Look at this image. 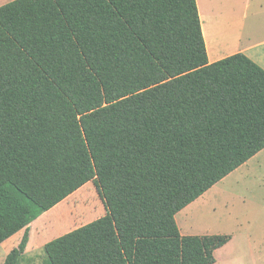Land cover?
<instances>
[{"label": "trees", "instance_id": "16d2710c", "mask_svg": "<svg viewBox=\"0 0 264 264\" xmlns=\"http://www.w3.org/2000/svg\"><path fill=\"white\" fill-rule=\"evenodd\" d=\"M264 149V69L209 63L196 0L0 6V244L89 182L105 214L45 264H215L231 234L176 215Z\"/></svg>", "mask_w": 264, "mask_h": 264}, {"label": "rangeland", "instance_id": "374dc122", "mask_svg": "<svg viewBox=\"0 0 264 264\" xmlns=\"http://www.w3.org/2000/svg\"><path fill=\"white\" fill-rule=\"evenodd\" d=\"M260 160L259 164L254 165L256 160L244 167L241 174L228 176L218 183L206 204L195 207L185 221L196 234H234L232 240L217 251L215 264H264V156ZM104 214V204L91 181L41 216L43 221H48L43 234L59 236ZM18 237L8 241L3 250ZM35 241L34 236L31 251L22 264H45L43 247L38 248ZM4 260L0 258V264Z\"/></svg>", "mask_w": 264, "mask_h": 264}, {"label": "crops", "instance_id": "0c3cea01", "mask_svg": "<svg viewBox=\"0 0 264 264\" xmlns=\"http://www.w3.org/2000/svg\"><path fill=\"white\" fill-rule=\"evenodd\" d=\"M10 1L13 0H0V6ZM196 1L207 46L209 63L219 61L236 53H244L264 69V0ZM262 156H264V149L249 159L245 164L234 170L228 176L241 174L244 167H249L250 164L256 160L257 161L254 163V165L259 164ZM227 177L221 180L219 184L224 182ZM216 185H214L215 187L213 186L210 190H208L206 192L207 194L205 193L206 195H202L197 200L181 210V213L179 214L180 217H178L179 215H176L178 226L183 235H203L193 232L192 228L188 226L185 221L189 219L188 216L191 215V212L195 207L196 209L201 208L204 204H206V200L210 197L209 194L216 188ZM218 192L216 193V196L218 195ZM41 216L30 224V238L25 251V256L31 251L30 247L33 243L34 236L36 240L35 243L40 246L38 248H42L47 242L58 237L54 235L53 237L50 234H43L45 230L44 224L47 225L48 221H43L44 217ZM23 233L24 230H21L0 244V258H6L10 250L19 244L21 240L20 236L22 237ZM233 235L234 234H232V238ZM16 236H19L18 239H16L13 244L7 248L6 251H4L3 246ZM219 249L216 250L215 256H217L216 253Z\"/></svg>", "mask_w": 264, "mask_h": 264}, {"label": "bare ground", "instance_id": "6f19581e", "mask_svg": "<svg viewBox=\"0 0 264 264\" xmlns=\"http://www.w3.org/2000/svg\"><path fill=\"white\" fill-rule=\"evenodd\" d=\"M48 212V211H47Z\"/></svg>", "mask_w": 264, "mask_h": 264}]
</instances>
